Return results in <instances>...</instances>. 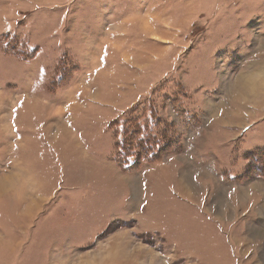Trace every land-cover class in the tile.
<instances>
[{
  "label": "rangeland",
  "instance_id": "rangeland-1",
  "mask_svg": "<svg viewBox=\"0 0 264 264\" xmlns=\"http://www.w3.org/2000/svg\"><path fill=\"white\" fill-rule=\"evenodd\" d=\"M107 263L264 264V0H0V264Z\"/></svg>",
  "mask_w": 264,
  "mask_h": 264
},
{
  "label": "bare ground",
  "instance_id": "bare-ground-1",
  "mask_svg": "<svg viewBox=\"0 0 264 264\" xmlns=\"http://www.w3.org/2000/svg\"><path fill=\"white\" fill-rule=\"evenodd\" d=\"M32 199V198H31ZM34 201V200H33ZM107 264H109V263H107Z\"/></svg>",
  "mask_w": 264,
  "mask_h": 264
}]
</instances>
